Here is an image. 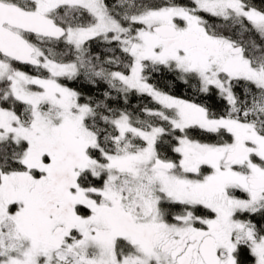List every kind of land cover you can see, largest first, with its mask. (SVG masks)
<instances>
[{
	"label": "snow or ice",
	"instance_id": "obj_1",
	"mask_svg": "<svg viewBox=\"0 0 264 264\" xmlns=\"http://www.w3.org/2000/svg\"><path fill=\"white\" fill-rule=\"evenodd\" d=\"M0 264H264V0H0Z\"/></svg>",
	"mask_w": 264,
	"mask_h": 264
}]
</instances>
